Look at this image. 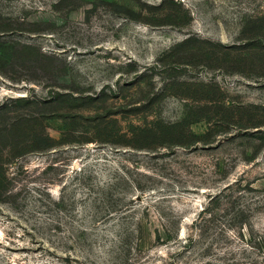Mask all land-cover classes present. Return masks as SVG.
Returning a JSON list of instances; mask_svg holds the SVG:
<instances>
[{
	"label": "rangeland",
	"instance_id": "374dc122",
	"mask_svg": "<svg viewBox=\"0 0 264 264\" xmlns=\"http://www.w3.org/2000/svg\"><path fill=\"white\" fill-rule=\"evenodd\" d=\"M2 167L0 264H264V0H0Z\"/></svg>",
	"mask_w": 264,
	"mask_h": 264
},
{
	"label": "trees",
	"instance_id": "16d2710c",
	"mask_svg": "<svg viewBox=\"0 0 264 264\" xmlns=\"http://www.w3.org/2000/svg\"><path fill=\"white\" fill-rule=\"evenodd\" d=\"M175 126H176V125H168V124L165 125V126H164V127H165V128H164V129H165L164 132H167L168 134H169V133L171 134V133H172V128L175 127ZM164 132H163V133H164ZM148 133H150V132H148ZM46 136H47V139H48V140L52 139V138L49 137L48 135H46ZM44 139H46V137H44ZM0 175H1L2 178H4L5 171H4V168H3V167L1 168V173H0ZM1 177H0V186H1V184H2Z\"/></svg>",
	"mask_w": 264,
	"mask_h": 264
}]
</instances>
